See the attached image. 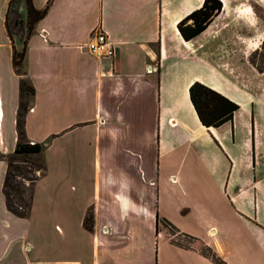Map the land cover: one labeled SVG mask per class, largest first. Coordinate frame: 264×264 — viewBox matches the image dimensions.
I'll use <instances>...</instances> for the list:
<instances>
[{
    "label": "crops",
    "instance_id": "1",
    "mask_svg": "<svg viewBox=\"0 0 264 264\" xmlns=\"http://www.w3.org/2000/svg\"><path fill=\"white\" fill-rule=\"evenodd\" d=\"M221 1L186 40L177 24L204 0H0V264H264V71L249 60L264 0ZM30 3L47 8L32 24ZM99 28L113 58L80 47ZM22 80L44 163L27 216L4 192ZM195 81L239 105L231 120L201 123Z\"/></svg>",
    "mask_w": 264,
    "mask_h": 264
},
{
    "label": "trees",
    "instance_id": "2",
    "mask_svg": "<svg viewBox=\"0 0 264 264\" xmlns=\"http://www.w3.org/2000/svg\"><path fill=\"white\" fill-rule=\"evenodd\" d=\"M222 7L223 3L221 0H204L200 8L195 9L178 22L177 27L183 38L190 40L200 34L203 30H205L213 18L222 10ZM46 9L47 8L37 10L30 3L29 16L31 24L38 18L42 17L45 14ZM22 59L23 54L15 51L13 62L17 69H19L22 64ZM251 62L259 71H264V67L259 66L254 60H251ZM20 91L21 104L19 118L17 121L18 142L15 152L13 155L8 157V171L4 182V192L7 199L8 209L19 216H27L31 207L32 193L27 207L23 205L16 207L13 204L10 196V189H16L17 192H21V189L14 183L15 176L12 172V168L14 167V162L16 161L28 162L30 161V158L39 156L43 150V145L37 142L30 144V141L26 138L24 131L23 110L26 105L25 99L33 93V88L28 82L22 80ZM189 96L201 123L207 127H217L231 120L234 112L239 108V105L236 102L198 81H195L190 85ZM37 178L38 175H33V177L29 178V180L34 183ZM89 223L90 216H87L85 219V225L89 227Z\"/></svg>",
    "mask_w": 264,
    "mask_h": 264
},
{
    "label": "rangeland",
    "instance_id": "3",
    "mask_svg": "<svg viewBox=\"0 0 264 264\" xmlns=\"http://www.w3.org/2000/svg\"><path fill=\"white\" fill-rule=\"evenodd\" d=\"M257 14L260 17V28L264 29V11L258 10ZM264 41V39H263ZM259 45L256 50H254L249 60H254L259 66L264 67V43ZM12 172L15 176V185L19 186L21 192H17L16 189H10V196L13 204L18 207L23 205L27 207L31 193L33 182L29 180L33 175H40L44 172L43 159L40 156H34L30 158L28 162H14V167ZM13 180V181H14ZM16 187V186H15Z\"/></svg>",
    "mask_w": 264,
    "mask_h": 264
},
{
    "label": "built area",
    "instance_id": "4",
    "mask_svg": "<svg viewBox=\"0 0 264 264\" xmlns=\"http://www.w3.org/2000/svg\"><path fill=\"white\" fill-rule=\"evenodd\" d=\"M81 48H85L87 52L97 58L102 57H110L113 58L115 56V47L111 42L109 35L102 30L101 28L95 29L90 36V40L80 45ZM159 64L154 66L148 65L147 72H158ZM34 141H30V144H34Z\"/></svg>",
    "mask_w": 264,
    "mask_h": 264
},
{
    "label": "bare ground",
    "instance_id": "5",
    "mask_svg": "<svg viewBox=\"0 0 264 264\" xmlns=\"http://www.w3.org/2000/svg\"><path fill=\"white\" fill-rule=\"evenodd\" d=\"M1 117H2V109L0 108V120H1Z\"/></svg>",
    "mask_w": 264,
    "mask_h": 264
}]
</instances>
